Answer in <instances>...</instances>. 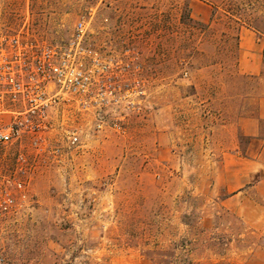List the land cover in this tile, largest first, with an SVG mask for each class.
Returning a JSON list of instances; mask_svg holds the SVG:
<instances>
[{
	"label": "rangeland",
	"instance_id": "rangeland-1",
	"mask_svg": "<svg viewBox=\"0 0 264 264\" xmlns=\"http://www.w3.org/2000/svg\"><path fill=\"white\" fill-rule=\"evenodd\" d=\"M82 21L93 47L137 52L147 95L34 178L0 222V264H264V171L229 201L244 181L224 161L264 95V71L238 68L264 0H0L3 33L62 44Z\"/></svg>",
	"mask_w": 264,
	"mask_h": 264
},
{
	"label": "built area",
	"instance_id": "built-area-1",
	"mask_svg": "<svg viewBox=\"0 0 264 264\" xmlns=\"http://www.w3.org/2000/svg\"><path fill=\"white\" fill-rule=\"evenodd\" d=\"M87 37L83 21L62 44L0 32V222L39 173L64 166L147 95L135 50L106 52Z\"/></svg>",
	"mask_w": 264,
	"mask_h": 264
},
{
	"label": "crops",
	"instance_id": "crops-1",
	"mask_svg": "<svg viewBox=\"0 0 264 264\" xmlns=\"http://www.w3.org/2000/svg\"><path fill=\"white\" fill-rule=\"evenodd\" d=\"M240 59L238 68L241 73L248 76L262 78L264 71V39L261 33L248 28L240 30L239 37ZM263 80V79H262ZM264 123V95L258 99L257 115L254 117H243L239 122L241 134L249 139L246 154L243 156L237 153H225V170L227 176L234 178L238 183L244 181L234 189H230V200L239 197L240 189L244 193L250 194L253 189H260L262 181H257L258 185L252 184V179L256 173L264 171V137L261 135L262 124Z\"/></svg>",
	"mask_w": 264,
	"mask_h": 264
}]
</instances>
